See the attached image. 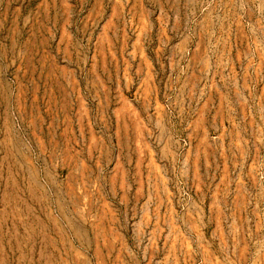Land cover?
Returning a JSON list of instances; mask_svg holds the SVG:
<instances>
[{
    "label": "rangeland",
    "instance_id": "374dc122",
    "mask_svg": "<svg viewBox=\"0 0 264 264\" xmlns=\"http://www.w3.org/2000/svg\"><path fill=\"white\" fill-rule=\"evenodd\" d=\"M0 264H264V0H0Z\"/></svg>",
    "mask_w": 264,
    "mask_h": 264
}]
</instances>
